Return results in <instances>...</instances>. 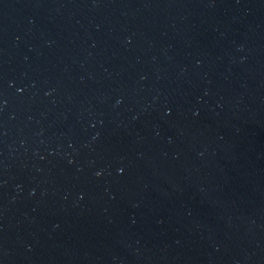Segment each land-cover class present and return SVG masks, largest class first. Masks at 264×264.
<instances>
[{
	"label": "water",
	"instance_id": "water-1",
	"mask_svg": "<svg viewBox=\"0 0 264 264\" xmlns=\"http://www.w3.org/2000/svg\"><path fill=\"white\" fill-rule=\"evenodd\" d=\"M0 264H264V0H0Z\"/></svg>",
	"mask_w": 264,
	"mask_h": 264
}]
</instances>
